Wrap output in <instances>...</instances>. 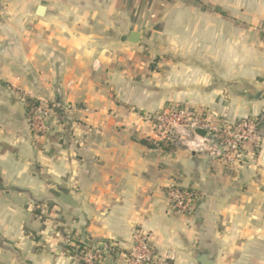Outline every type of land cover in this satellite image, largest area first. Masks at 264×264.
I'll return each mask as SVG.
<instances>
[{"label":"crops","instance_id":"1","mask_svg":"<svg viewBox=\"0 0 264 264\" xmlns=\"http://www.w3.org/2000/svg\"><path fill=\"white\" fill-rule=\"evenodd\" d=\"M2 2L0 264H82L68 241L128 264L136 230L161 264H264V142L230 167L152 145L143 118L169 103L261 115L264 0ZM26 99L51 109L48 135L31 133ZM171 188L194 193L188 214Z\"/></svg>","mask_w":264,"mask_h":264},{"label":"built area","instance_id":"2","mask_svg":"<svg viewBox=\"0 0 264 264\" xmlns=\"http://www.w3.org/2000/svg\"><path fill=\"white\" fill-rule=\"evenodd\" d=\"M5 16V7L0 0V21ZM28 125L35 137H43L51 132L48 119L51 109L43 102L29 106ZM151 126L153 139L173 148L183 147L194 154L207 155L230 167L243 165L248 155L254 156L264 142V111L257 117H249L236 122L211 120L207 111L185 104L169 103L156 113L143 115ZM198 131L204 132L200 135ZM194 197L186 190L171 188L168 191L169 206L172 211L188 214ZM68 253L82 264H105L106 255L114 251L110 244H96L84 253L68 241ZM128 264H161L149 235L136 230L132 247L126 254Z\"/></svg>","mask_w":264,"mask_h":264},{"label":"water","instance_id":"3","mask_svg":"<svg viewBox=\"0 0 264 264\" xmlns=\"http://www.w3.org/2000/svg\"><path fill=\"white\" fill-rule=\"evenodd\" d=\"M44 10H45L44 7H39L38 8L39 16H43L44 15L43 14ZM140 38H141V34L140 33L132 32L131 35H130L129 41L132 44H137L139 42ZM198 133L200 135H204V132L198 131ZM199 263L200 264H214V262L211 261V260H208L205 255H202V256L199 257Z\"/></svg>","mask_w":264,"mask_h":264},{"label":"trees","instance_id":"4","mask_svg":"<svg viewBox=\"0 0 264 264\" xmlns=\"http://www.w3.org/2000/svg\"><path fill=\"white\" fill-rule=\"evenodd\" d=\"M26 102H27V104H28V110L30 109V105H32V104H35V103H38L37 101H35V100H32V99H26ZM143 143H146V144H150L149 142H147V141H143ZM152 145H154V146H156V145H158V146H160V147H163V148H165L166 150H169L170 149V146L169 145H166V144H164V143H153ZM151 145V146H152ZM189 192V191H188ZM193 197L195 196L194 195V193H192V192H189ZM76 247H78V249H79V251L80 252H82V253H84L85 251H87L90 247H88V246H86V245H83V244H80V243H78V244H76Z\"/></svg>","mask_w":264,"mask_h":264},{"label":"rangeland","instance_id":"5","mask_svg":"<svg viewBox=\"0 0 264 264\" xmlns=\"http://www.w3.org/2000/svg\"><path fill=\"white\" fill-rule=\"evenodd\" d=\"M258 152H256V154H257Z\"/></svg>","mask_w":264,"mask_h":264}]
</instances>
